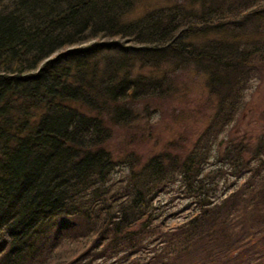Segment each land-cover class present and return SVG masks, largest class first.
Returning <instances> with one entry per match:
<instances>
[{"label":"trees","instance_id":"16d2710c","mask_svg":"<svg viewBox=\"0 0 264 264\" xmlns=\"http://www.w3.org/2000/svg\"><path fill=\"white\" fill-rule=\"evenodd\" d=\"M252 87L264 104V0H0V264H264V105L207 168ZM165 101L173 138L111 148Z\"/></svg>","mask_w":264,"mask_h":264},{"label":"rangeland","instance_id":"374dc122","mask_svg":"<svg viewBox=\"0 0 264 264\" xmlns=\"http://www.w3.org/2000/svg\"><path fill=\"white\" fill-rule=\"evenodd\" d=\"M183 78H186L185 71L179 72L176 77L177 80H181ZM260 89L264 91V89ZM249 90H247V94L244 99L245 102L237 111L235 118L229 124H227L223 132L214 140L215 142L211 144V156L208 159L207 168H216L217 166H220L221 161H217L216 157L220 154H224L227 149L231 148L230 144L232 140L244 136L254 139V137L258 133L264 130H262L263 121L260 118V108L264 105L261 104L263 100L261 92L259 91V89L254 87H252L250 91ZM189 92L191 93L194 91L192 90ZM196 96H198V94L196 93L190 95V97L192 98H195ZM184 101V99H179L178 97L177 101L175 102L177 105L182 106L185 103ZM169 108L170 107L168 101H165L164 106L162 107L163 112H151L145 117L146 119H148L146 122L138 125L136 123H132L130 125H117L116 127H114L113 138L110 139L111 148L115 150L116 153H121L124 150L129 149L130 151L133 150L136 153L143 155L151 152L150 144H156V147L159 148L163 144L166 136L173 138L170 132H168L169 130L166 129L165 126H170L171 122L175 128L178 127V123L176 124L177 121L175 120L174 122V118L170 116V114H168L170 111ZM197 116L201 118L200 113H198ZM188 121H190L189 118ZM188 121H186V123H189ZM141 125H144L146 130H143V127ZM181 128L185 130L188 127L182 126ZM163 130H165V132ZM143 131H145L146 134H152V136L149 137L150 144L148 142H146V145L141 143L140 135L143 133ZM196 131L197 130H194L193 132L195 133ZM190 135L192 137H195L192 134ZM155 139H158L157 143L154 142ZM222 166L230 169V167H228L226 163ZM127 170V166L115 167L113 170V178L118 181V176L122 175L124 172H127ZM227 174L229 175L226 177L221 176L217 179V181H219L220 183L218 192L230 191L231 189H233V186L229 185V181L232 180L234 183H237L240 180V177H238L237 175H232L230 173ZM177 187L178 183L173 185V189L160 192L158 194L156 200L154 201L159 206V209L164 208L168 211H177L184 208L185 203L188 199H184V197L181 196L183 192L181 189L178 190ZM191 211H194L193 207L188 210L185 209L181 211V213L186 214L190 213ZM181 219L182 217L178 216L175 219L171 218L170 220L179 221Z\"/></svg>","mask_w":264,"mask_h":264}]
</instances>
